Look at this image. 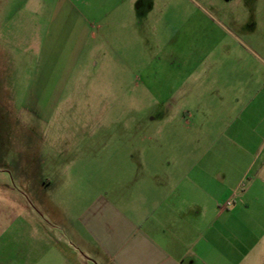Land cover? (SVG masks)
Segmentation results:
<instances>
[{"label":"rangeland","instance_id":"374dc122","mask_svg":"<svg viewBox=\"0 0 264 264\" xmlns=\"http://www.w3.org/2000/svg\"><path fill=\"white\" fill-rule=\"evenodd\" d=\"M53 1L0 0V264L50 257L54 201L73 213L175 155L243 170L253 144L241 126L264 122V0H170L83 48L52 29ZM241 202L237 215L264 218Z\"/></svg>","mask_w":264,"mask_h":264},{"label":"crops","instance_id":"0c3cea01","mask_svg":"<svg viewBox=\"0 0 264 264\" xmlns=\"http://www.w3.org/2000/svg\"><path fill=\"white\" fill-rule=\"evenodd\" d=\"M169 1L54 0L48 8L52 29L74 31L75 46L83 48L96 38L95 30L136 31L138 17L164 13ZM235 125L230 121L225 128ZM250 127L258 133L252 142ZM241 128L246 144H253L243 170L222 173L205 166V160L219 159L215 154L175 155L164 168L147 175L139 170L112 194L95 193L73 213L54 201L61 233L56 240L51 236L50 257L45 251L38 264H264V218L237 215L245 211L233 206L241 200L247 208L251 202L264 207V122ZM220 175L235 196L227 208L229 196L217 197Z\"/></svg>","mask_w":264,"mask_h":264},{"label":"built area","instance_id":"2783aa9c","mask_svg":"<svg viewBox=\"0 0 264 264\" xmlns=\"http://www.w3.org/2000/svg\"><path fill=\"white\" fill-rule=\"evenodd\" d=\"M233 204V201L231 199L227 200V202L225 203V205L228 207V206H231ZM225 206V207H226Z\"/></svg>","mask_w":264,"mask_h":264}]
</instances>
